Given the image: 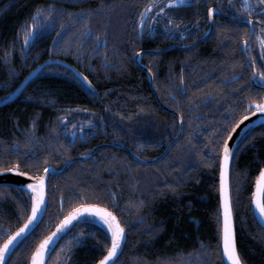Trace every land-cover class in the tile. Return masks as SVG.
<instances>
[{
	"label": "trees",
	"instance_id": "1",
	"mask_svg": "<svg viewBox=\"0 0 264 264\" xmlns=\"http://www.w3.org/2000/svg\"><path fill=\"white\" fill-rule=\"evenodd\" d=\"M148 2L0 0V98L48 58L70 63L91 82L88 87L60 64L45 67L18 99L0 110V167H11L19 159L23 171L41 175L44 167L59 169L72 158L76 152H69L65 138L59 135L62 119L68 116L66 104H76L80 113L83 109L85 114L80 116L86 115L91 122L100 114L104 141L119 140L146 159L163 152L179 132L177 122L156 104L146 71L134 59L140 49L163 45L156 38L147 39L140 24V13ZM38 8L42 13L33 19ZM48 10L51 15L45 18ZM82 15L88 16V28L99 34L101 41L106 39V45L97 47L92 37L81 34L83 21L77 17ZM33 24L35 28L25 43L24 33ZM141 30L143 34L137 35ZM237 31L241 40L243 29ZM234 43L224 40L219 45L223 53L220 55H234L240 42ZM211 47L207 52L202 49V54H218ZM191 53L196 52H184L180 60L185 68L196 66V54L194 58L185 57ZM142 56V62L158 70L159 77L165 74L160 70L171 69L173 73L169 75L174 74L179 60L175 52H168L158 55V59L162 58L149 65V54ZM246 77L248 81L250 76ZM93 90L95 95L91 94ZM242 99L238 94L235 101L232 94L229 100L233 104H194L192 110L186 108L191 104H185L183 111L188 110L190 115L183 116L182 138L159 162L141 164L120 147H105L98 163L76 160L62 174L50 175L47 212L24 244L12 252L13 264H29L31 253L60 220L79 204L89 203L115 212L127 232V242L116 264H224L217 249L216 219L220 207L221 141L254 109ZM148 119L152 120L150 125ZM162 121L167 122L166 136L154 134ZM131 127L135 128L134 136L130 134ZM147 133L151 146L137 148L149 137ZM30 136L35 137L31 143ZM246 137L247 142L241 143ZM12 144H18L19 150L12 149ZM238 144L230 168L237 247L243 264H264V228L256 220L250 200L255 178L264 166V123L246 131ZM33 152L43 161L39 172L24 165ZM109 189L117 194L115 204ZM138 200L144 201L139 208L133 206ZM21 206L24 216L19 215ZM29 212L27 191L14 186L0 190V243L24 222ZM77 232L84 236L71 248L69 264H96L106 254L101 243L108 239L106 227L96 222H77L55 246L47 264H64V254L69 251L66 242ZM61 245H65L63 251Z\"/></svg>",
	"mask_w": 264,
	"mask_h": 264
},
{
	"label": "flooded vegetation",
	"instance_id": "2",
	"mask_svg": "<svg viewBox=\"0 0 264 264\" xmlns=\"http://www.w3.org/2000/svg\"><path fill=\"white\" fill-rule=\"evenodd\" d=\"M232 2L235 7L230 6L229 0H189L186 6L169 5L167 0H149L147 4V6H153L148 8L145 23L143 24L146 38H156L158 41H162L163 45L140 49L135 53V55L138 52H143L140 55V62L145 65L147 69L149 66L142 62V55L149 54V57H147L149 65L162 58L158 59V55L162 56L168 52H175V55L179 56V60L177 59L178 63H176V70L172 75H169L170 73H173L171 69L159 71L164 72L165 74L167 73L166 76L164 74L165 77L161 76V74L159 77L157 75L158 70H152L151 73H149L147 69H144L146 71V78L156 104H158L165 112L175 117L178 130L180 118L182 120L184 117L188 118L190 115L188 110L194 109L196 107L194 104H233V102L229 100V98L232 97V94L235 101L238 100V94L243 96L242 100L244 104H249L250 100L259 101L262 97H264V84L260 83L258 75L255 78L252 76V72L254 70L257 71V73L264 71V56L261 55L260 44L256 39V34L262 36L259 29L264 28V24L257 20L256 13L254 12L252 16V23L255 26V31H253V29L246 23L247 17L242 13L237 12L242 0H232ZM209 7L216 10L214 11L211 20L207 14V9ZM160 8L164 9L162 12L163 17L166 18L168 16L173 19L174 22L179 23L180 27L178 30L173 29L171 34H169L168 29L163 24V21L158 23L153 28L149 27V20L152 19L155 14L160 13ZM261 19H264V17H261ZM231 27H234L235 29L230 30ZM168 28H171V25H169ZM237 28L243 29V33L241 34V36H243L241 40ZM245 29L247 32L244 33ZM228 39L229 41L235 42L234 44L236 45L238 42L240 43L237 45L238 47L234 55L225 57L220 55L223 53L218 49L219 45H221L224 40ZM245 40L248 42V51H243L245 48ZM211 45L218 52V54H202V49L206 52L212 50ZM228 48H230L229 44H227L226 51H228ZM190 50H195L196 53L185 54V57L194 58L196 54L197 60L195 68L192 69L185 68L184 65L180 63V60L183 59L184 52ZM153 51H160L161 53H153ZM249 51L251 56H249ZM252 58H255L254 61ZM150 75L153 76L154 91L156 93L153 91ZM247 75L250 76L248 81L246 77ZM156 82L158 86L156 85ZM7 95L0 98V100L5 98ZM161 103L175 111L176 114L165 110L160 105ZM9 104L1 106L0 110ZM185 104L191 105L186 107L188 110L183 111ZM75 105L76 104H66L64 106L65 109H67L68 116L62 119V126L60 128L61 132L59 133L60 137L65 138L64 145L67 147L68 151L76 152L72 157L82 155V153L88 154L92 152L95 147L108 142L104 141L105 128L100 114L95 118V122H91L89 125H86V123L89 122L86 118L87 116H80V114L85 113L83 112V109L82 113H80L79 108ZM255 110L254 106V109L246 113L244 116ZM151 122L152 120L148 119L149 125ZM166 123V121L160 122L157 127L154 128V134L159 132L160 134L166 136L168 132ZM262 123H264V121L256 125ZM256 125L251 126V128ZM73 133H75V137H73ZM130 134L132 136L135 135L134 127H131ZM174 138L175 136L172 139ZM0 140L3 139L1 138ZM73 140H75V142H73ZM143 145L148 147L151 146L150 134L149 137L145 139ZM15 147L19 149L18 144H12V149H16ZM103 148L105 147H99L96 149L93 155L87 159L98 163ZM133 151L135 152V150ZM135 153L142 157L141 154H138L137 152ZM94 222L99 224L95 220Z\"/></svg>",
	"mask_w": 264,
	"mask_h": 264
},
{
	"label": "snow or ice",
	"instance_id": "3",
	"mask_svg": "<svg viewBox=\"0 0 264 264\" xmlns=\"http://www.w3.org/2000/svg\"><path fill=\"white\" fill-rule=\"evenodd\" d=\"M189 0H167L169 5L173 6H186ZM229 4L231 7H235L232 0H229ZM153 5H148L145 7V12L148 11V8ZM160 11L163 12L164 9L160 8ZM214 11V8L209 7L207 9V14L209 19L211 20ZM237 12L242 13L247 17L246 23L255 31V26L252 23L253 13H256L257 20L264 24V0H242L240 7L237 9ZM42 13L41 9H37L36 13L33 14V19H36L38 15ZM51 15V10H48L45 18ZM72 15V13H69ZM144 12L140 13V24L143 25L145 23ZM155 20V17H152ZM77 20L83 21L84 31L81 33L82 35H87L92 37V39L96 42L97 47H100L102 44L106 45V39L104 41L100 40L99 34H94L88 28V16L82 15L77 17ZM171 25V28L168 26ZM63 27V26H62ZM150 27V26H149ZM165 27L168 29V33L171 34L173 29L178 30L180 25L178 22H174L173 19L169 18L167 21V25ZM32 28H35V24L31 25L25 33H24V42L27 43L29 36L32 35ZM259 32H264V28H260ZM143 32L137 33V35H142ZM256 39L259 41L261 48V55L264 56V36L256 34ZM245 48L243 51H248V42L244 41ZM95 51V49H93ZM249 56L251 53L249 51ZM135 57V54H134ZM253 61L255 58H252ZM147 71L151 73L152 69L148 68ZM259 76V81L261 84H264V71L252 72V76L255 78ZM27 79V77L25 78ZM91 82L89 81V84ZM92 95H95V91L91 92ZM255 106L257 112L264 113V97H262L259 101L250 100L249 107ZM251 115V113H249ZM241 119H247V117H242ZM91 123V121H89ZM35 127V125H33ZM31 133V129L28 130ZM236 129L233 128L232 132H235ZM232 132H228V138H231ZM73 137H75V133H73ZM32 139L35 137H31L29 139V143L32 142ZM248 137L245 140L241 141V143H246ZM75 142V140H73ZM222 160L220 163V185L219 191L221 194L220 207L217 211V226H218V243L217 249L221 251L222 256L227 257V260L230 264H243L241 255L238 251L236 238H235V228L233 222V207H232V199L229 194V182H228V171L230 161L233 159V149L229 147L228 139L222 138ZM11 147V146H7ZM137 148L144 147L143 144H137ZM237 149H239L240 145L238 144ZM18 151L19 149H14ZM28 153H25V156H28ZM82 155H87V153H82ZM43 161L36 158V154L31 153V158L26 159L24 161V165L28 168L34 169L37 172L40 171V167ZM20 161L19 159L15 164L11 167H0V173H19L20 172ZM50 171L49 167H44L43 172L47 174ZM24 177L29 176V172L25 171L20 173ZM45 180L46 175H35L32 177V183L19 184V191H27L29 193V205H30V213L27 215V218L24 220L23 224L18 227L14 232L7 236V239L3 240L0 243V264H13V257L9 255L14 252L16 247H19L24 244V241L30 236L32 233L29 229L37 223L38 220L43 218V215L47 212V204L45 201ZM11 187L9 184L0 183V190ZM175 191V188L171 185L168 186ZM109 195L112 197V202L115 204L116 201V192L109 189ZM251 203L254 205L255 209L259 212V222L261 226L264 227V167L259 169V174L255 178V191L251 194ZM128 203H132L129 201ZM144 203L143 200H138L133 206L139 208ZM20 216L25 215V210L23 206H21V211L19 213ZM77 217L80 218V223H90L94 222L93 218H99L101 223L106 227L108 233L107 242H101L106 249V254H104L100 259L96 261V264H116V258L118 256V251L122 250V241L126 240L125 228L121 224L119 218L116 213L109 210L106 207H101L97 204H79L77 207L73 208L68 212L67 215L63 217V219L56 225V231L50 233L48 236L44 237V239L40 242L39 246L36 247L35 251L31 253V261L30 264H45V253L55 251L51 248V244L55 242L57 239H62L63 234H66V229L72 223V221L76 220ZM84 236V233L77 232L74 236L70 237L66 242V245L69 249L68 252L64 254V264H69L71 259L70 251L71 248L75 244L81 243L80 238ZM24 239H21V238ZM19 241V243H17ZM204 246V245H202ZM206 247V246H204ZM65 248V245H61V251ZM160 259L159 257L157 258ZM144 264H150V262L145 261ZM167 264V261H165Z\"/></svg>",
	"mask_w": 264,
	"mask_h": 264
},
{
	"label": "water",
	"instance_id": "4",
	"mask_svg": "<svg viewBox=\"0 0 264 264\" xmlns=\"http://www.w3.org/2000/svg\"><path fill=\"white\" fill-rule=\"evenodd\" d=\"M143 52H138L136 55H135V60L136 62L143 68V69H147L145 65H143L141 62H140V55L142 54ZM153 53H160V51H153ZM53 64H60L64 67H67L69 69H71L75 75L83 82L85 83L88 87H91V83L89 84V80L87 79V77L85 75H83L75 66L71 65L70 63L62 60V59H59V58H48L46 60H44L43 62H41L40 64H38L35 68H33L26 76L25 78L27 77V79H23L21 81V83L13 90L11 91L5 98H3L2 100H0V107L3 106V105H6V104H9L11 102H13L15 99H17L24 91V89L27 87V85L33 80L35 79L39 74L40 72L47 66H50V65H53ZM150 79H151V85H152V88H153V91L155 90L154 89V84H153V76L150 75ZM155 92V91H154ZM156 93V92H155ZM165 110L169 111V112H172V113H175V111L171 110L170 108H168L165 104H160ZM244 117H247V119H240L237 124L233 127L236 129L235 132H232V136L231 138H227L228 139V143H229V147H231L233 149V153H234V150H235V147L238 143V141L240 140V138L242 137V135L246 132V130L248 128H250L251 126L253 125H256L262 121H264V113H261V112H257L256 110L251 112V115L250 114H247L246 116ZM180 123H179V132L177 134V136L167 145V147L165 148V150L160 154L158 155V157L156 158H152V159H145V158H142L140 157L139 155H137L128 145L120 142V141H110V142H105V143H102L100 144L99 146L95 147L93 149L92 152L88 153L87 155H78V156H74L72 157L71 159L67 160L63 166L59 169H55L53 167H49L50 168V171L45 174L43 172V174L41 175H46V180H45V201H46V204L48 206V189H49V184H48V177L50 175H59V174H62L63 172L66 171V169L68 168V166L75 162L76 160H83V159H87L89 157H91L94 153V151L96 149H98L99 147H120L122 149H125L128 154L135 160L141 162L142 164H153L157 161H160L167 153L168 151L170 150V148L179 141V139L182 137V134H183V130H184V125H183V120L180 118ZM17 148V147H15ZM223 155V153H222ZM222 155H221V160H222ZM232 161V160H231ZM231 161H230V164H229V171H228V182H229V194L231 196V191H230V168H231ZM221 163V161H220ZM264 167V166H263ZM25 171H23L21 168H20V172L19 173H0V183H4V184H9L11 186H14V187H17L19 184L23 183V184H26V183H32V177L35 176V175H32L29 173V176L28 177H24L22 176L20 173H23ZM219 185H220V167H219ZM18 188V187H17ZM255 191V184H254V189H253V192ZM219 200H221V194H220V191H219ZM89 204H94V203H89ZM99 205V204H97ZM101 207H105V206H102V205H99ZM107 208V207H106ZM109 209V208H108ZM252 209H253V212H254V216L256 218V220L258 221V223L260 224L261 226V223L259 222V212L255 209L254 205L252 204ZM110 210V209H109ZM112 211V210H111ZM30 213V212H29ZM45 215V214H44ZM44 215H43V218H44ZM42 218V219H43ZM41 220H38L36 224H34L30 229L29 231L32 232L37 226L38 224L42 221ZM63 219V218H62ZM61 219V220H62ZM60 220V221H61ZM80 218L77 217L76 220L72 221V223L68 226V228L66 229V233L77 223L79 222ZM233 222H234V228H235V221H234V215H233ZM23 224V223H22ZM21 224V225H22ZM102 224V223H101ZM20 225V226H21ZM103 225V224H102ZM19 226V227H20ZM262 227V226H261ZM264 228V227H262ZM16 230V229H15ZM56 231V227L50 232H55ZM14 232V231H13ZM49 233V234H50ZM48 234V235H49ZM125 234H126V240L125 241H122V250L125 246V243L127 241V232L125 230ZM47 235V236H48ZM65 234H63L64 236ZM46 237V236H45ZM235 238H236V244H237V237H236V229H235ZM21 239H24L23 237ZM44 239V238H43ZM42 239V240H43ZM41 240V241H42ZM61 239H57L55 242H53L51 244V248L54 249L55 246L58 244V242L60 241ZM40 241V242H41ZM17 243H19V241H17ZM40 244V243H39ZM39 244L36 246L38 247ZM238 248V247H237ZM36 249V248H35ZM121 251H118V256L120 255V253L122 252ZM35 251V250H34ZM52 251L49 253V252H46L45 253V264H47V261L51 255ZM12 253H10L9 255H11ZM117 256V258H118ZM223 259H224V263L225 264H230V262L227 260V257L225 256H222ZM116 258V259H117ZM30 261H31V258H30ZM30 264V263H29Z\"/></svg>",
	"mask_w": 264,
	"mask_h": 264
},
{
	"label": "rangeland",
	"instance_id": "5",
	"mask_svg": "<svg viewBox=\"0 0 264 264\" xmlns=\"http://www.w3.org/2000/svg\"><path fill=\"white\" fill-rule=\"evenodd\" d=\"M154 17L156 18L155 20H153V19H150L149 20V25H150V27H155L158 23H161V21H163V24L164 25H167V21H168V16L165 18V17H163V13L160 11V13H158V14H155L154 15ZM143 19H144V21H145V19H146V12L144 13V16H143ZM163 25V26H164ZM261 34H262V36H264V32H261ZM241 139V138H240ZM159 162V161H158Z\"/></svg>",
	"mask_w": 264,
	"mask_h": 264
},
{
	"label": "bare ground",
	"instance_id": "6",
	"mask_svg": "<svg viewBox=\"0 0 264 264\" xmlns=\"http://www.w3.org/2000/svg\"><path fill=\"white\" fill-rule=\"evenodd\" d=\"M237 22H238V21H237ZM259 24H260V23H259ZM162 52H165V51H162ZM145 53H146V52H145ZM148 53H149V52H148ZM160 53H161V52H160ZM58 65H59V64H58ZM153 82H154V81H153ZM183 124H184V123H183ZM250 128H251V127H250ZM248 130H249V129H248ZM248 130H247V131H248ZM182 135H183V134H182ZM171 141H172V140H171ZM171 141H170V142H171ZM170 142H169V143H170ZM122 143H123V142H122ZM124 144H125V143H124ZM166 147H167V146H166ZM117 148H119V147H117ZM124 150H125V149H124ZM234 151H235V150H234ZM166 155H167V154H166ZM157 157H158V156H157ZM155 158H156V157H155ZM134 160H135V159H134ZM157 162H158V161H157ZM155 163H156V162H155ZM55 169H56V168H55ZM93 219H94L95 221L101 223V221L99 220V218H93ZM124 247H125V246H124ZM223 260H224V259H223ZM224 264H225V263H224Z\"/></svg>",
	"mask_w": 264,
	"mask_h": 264
}]
</instances>
